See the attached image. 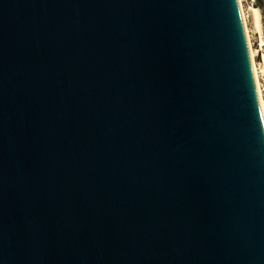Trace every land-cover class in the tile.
<instances>
[{
    "label": "water",
    "instance_id": "95a60500",
    "mask_svg": "<svg viewBox=\"0 0 264 264\" xmlns=\"http://www.w3.org/2000/svg\"><path fill=\"white\" fill-rule=\"evenodd\" d=\"M0 264H264L237 0H0Z\"/></svg>",
    "mask_w": 264,
    "mask_h": 264
},
{
    "label": "rangeland",
    "instance_id": "374dc122",
    "mask_svg": "<svg viewBox=\"0 0 264 264\" xmlns=\"http://www.w3.org/2000/svg\"><path fill=\"white\" fill-rule=\"evenodd\" d=\"M253 0H240V5L242 12H243V16L244 18V22H245V27L246 32L248 33V37H249V47L251 48L252 53H253V64L255 67V72H256V78H257V82H258V86L260 89V96L262 101V106H264V75L262 72V55H264V19H263V15L261 14L260 10L259 11V15H260V36H261V42H260V36L259 33L256 30L255 27V23H254V17L252 12L249 10L250 5L252 4ZM255 62V63H254ZM264 110V107H263Z\"/></svg>",
    "mask_w": 264,
    "mask_h": 264
},
{
    "label": "bare ground",
    "instance_id": "6f19581e",
    "mask_svg": "<svg viewBox=\"0 0 264 264\" xmlns=\"http://www.w3.org/2000/svg\"><path fill=\"white\" fill-rule=\"evenodd\" d=\"M237 4H238V9H239V14H240V18H241V23H242V27H243V32H244V36H245V40H246V45H247V51H248V56H249V61H250V66H251V71H252V75H253V80H254V85H255V89H256V94H257V99H258V103H259V108H260V113H261V117H262V122H263V127H264V110H263V107L262 106V99H261V96H260V89H259V86H258V82H257V78H256V70H255V67H254V64H253V60L252 58L253 57V53L251 50V48L249 47V37H248V33L246 32V27H245V22H244V16H243V12H242V9H241V4H240V0H237ZM241 5V6H240ZM249 10L252 12L253 14V17H254V23H255V27H256V30L257 32L259 33V36H260V33H261V30H260V15H259V11L258 9L253 6L252 4L250 5L249 7ZM261 36H260V42H261ZM255 63V62H254ZM262 72H263V75H264V55H262Z\"/></svg>",
    "mask_w": 264,
    "mask_h": 264
},
{
    "label": "trees",
    "instance_id": "16d2710c",
    "mask_svg": "<svg viewBox=\"0 0 264 264\" xmlns=\"http://www.w3.org/2000/svg\"><path fill=\"white\" fill-rule=\"evenodd\" d=\"M252 5L260 10L264 19V0H253Z\"/></svg>",
    "mask_w": 264,
    "mask_h": 264
}]
</instances>
